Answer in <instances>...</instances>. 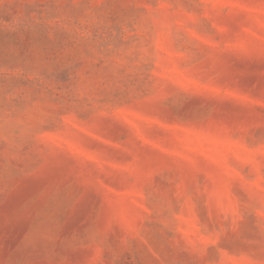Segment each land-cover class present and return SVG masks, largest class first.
Listing matches in <instances>:
<instances>
[{
    "label": "rangeland",
    "instance_id": "obj_1",
    "mask_svg": "<svg viewBox=\"0 0 264 264\" xmlns=\"http://www.w3.org/2000/svg\"><path fill=\"white\" fill-rule=\"evenodd\" d=\"M0 264H264V0H0Z\"/></svg>",
    "mask_w": 264,
    "mask_h": 264
}]
</instances>
